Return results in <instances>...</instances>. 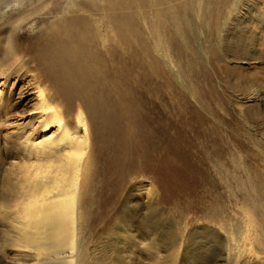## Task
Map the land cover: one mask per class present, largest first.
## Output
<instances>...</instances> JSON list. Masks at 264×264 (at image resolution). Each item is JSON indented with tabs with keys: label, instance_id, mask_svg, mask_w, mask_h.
I'll return each instance as SVG.
<instances>
[{
	"label": "bare ground",
	"instance_id": "6f19581e",
	"mask_svg": "<svg viewBox=\"0 0 264 264\" xmlns=\"http://www.w3.org/2000/svg\"><path fill=\"white\" fill-rule=\"evenodd\" d=\"M238 1L0 0V31L8 42L6 53L0 54L19 63L4 73L5 79L0 78V125H18L7 150L17 161L13 179L5 181L0 194V221L4 239L24 264L106 261L107 253L100 254L91 237L97 216L98 157L106 155L107 169L124 179L150 172L152 148H160L147 133V142L135 143L147 119L139 101L120 84L129 79L126 69V73L118 71L114 63L121 58L142 59L150 83L164 78L169 69L188 88L177 62L183 56L193 59L189 52L196 55L195 42L202 47V26L217 28ZM262 17L254 14L249 22L257 24ZM25 30L34 34L26 48L19 40ZM31 62L38 72L27 68ZM23 81L20 101L12 103L13 90ZM32 90L38 101L30 104V99L18 113L16 106ZM6 98L11 100L7 108ZM239 168L244 174L235 177L221 169L237 202L227 204L230 208L216 204L203 218L209 224L180 235L173 233L174 227L179 230L176 221L167 228L158 222L157 202L139 207L130 198L134 192L130 193L128 206L117 214L113 227L107 225L114 244L110 243L111 261L176 264L184 241L187 246L181 256L190 264H264V173ZM140 185L149 196L158 195L148 180H140ZM253 202L259 206V216ZM240 203L254 214L239 211Z\"/></svg>",
	"mask_w": 264,
	"mask_h": 264
},
{
	"label": "rangeland",
	"instance_id": "374dc122",
	"mask_svg": "<svg viewBox=\"0 0 264 264\" xmlns=\"http://www.w3.org/2000/svg\"><path fill=\"white\" fill-rule=\"evenodd\" d=\"M256 7L261 11L256 10ZM254 14L263 16L257 24L256 20L249 22ZM239 22L242 25H238ZM32 34L29 30L19 34L20 43L25 48ZM204 37L208 38L207 43L203 42ZM199 39L202 47L198 42L193 45L196 55L189 52L194 60L183 56V60L177 62L188 88H185L175 72L170 74L169 69H166L165 77L154 80L153 85L149 79H145L148 66L142 59L133 58L132 62L121 58L117 60L118 63H114V66L119 65L118 71H127L129 79L120 84L141 102L137 105H141L140 110L147 119L143 124L142 136L135 143L147 142V133L152 141H159L160 148L158 151L152 148L149 160L154 163V168L150 172L145 175L133 173L124 179L117 172L112 173L107 169L106 155L98 157L101 170L95 190L97 203L94 209L97 216L91 237L96 240L98 252L105 255L107 253L103 264L116 263L111 261L110 243L114 244L107 225L117 221V214L128 206L130 198L139 207L157 202L160 211L158 222L167 228L176 221L180 231L174 227L173 233L180 235L191 228L209 224L203 218L218 203L230 208L229 204L237 202L231 187L221 177V169L229 170L232 177L244 174L240 166L250 169L253 167L264 173V162L261 160L264 159V0H239L227 9L217 28L203 25ZM7 44V36L0 31V52L3 54L8 49ZM22 51L25 53V49ZM28 58L29 55H26L25 59ZM11 59L14 60H6L0 54L1 79H5L14 65L18 67V61ZM11 63L13 67L9 65ZM106 64L109 65V62ZM28 65L27 68L30 67L33 71L37 68L33 62ZM24 84V81L20 82L14 88L12 103L20 101L19 92ZM45 86L48 87L44 85L43 90L47 89ZM30 92L32 94L29 98L16 106L18 113L30 99V104L38 101L33 90ZM11 100L6 98V108ZM17 128L18 125L11 122L0 125V194L4 190L5 181L14 177L17 159H12L7 150L10 146V134ZM142 179L155 186L158 191L156 197L149 196L147 188L141 187ZM132 192L134 193L130 197ZM126 200L129 201L125 205ZM256 204L253 202L251 205L259 216V206ZM1 208L0 203V215L3 210ZM236 208L242 213L255 212L244 203ZM254 224L255 222L252 226ZM3 232L4 225L0 221V264H24L16 249L4 239ZM180 244L181 258L176 264H190L181 256L187 245L184 241ZM163 253L168 256V252ZM128 261L124 258L119 264H128Z\"/></svg>",
	"mask_w": 264,
	"mask_h": 264
}]
</instances>
